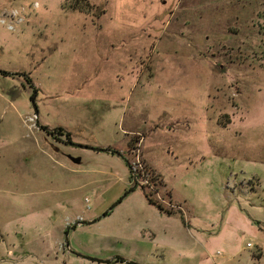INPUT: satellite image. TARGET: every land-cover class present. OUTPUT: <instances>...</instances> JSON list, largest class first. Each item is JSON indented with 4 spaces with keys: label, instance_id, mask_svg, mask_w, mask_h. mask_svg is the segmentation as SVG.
Returning <instances> with one entry per match:
<instances>
[{
    "label": "rangeland",
    "instance_id": "obj_1",
    "mask_svg": "<svg viewBox=\"0 0 264 264\" xmlns=\"http://www.w3.org/2000/svg\"><path fill=\"white\" fill-rule=\"evenodd\" d=\"M75 3L0 0V264H264V0Z\"/></svg>",
    "mask_w": 264,
    "mask_h": 264
},
{
    "label": "water",
    "instance_id": "obj_2",
    "mask_svg": "<svg viewBox=\"0 0 264 264\" xmlns=\"http://www.w3.org/2000/svg\"><path fill=\"white\" fill-rule=\"evenodd\" d=\"M32 108H33V112H34V115H36V110H35V107H34V105L32 104ZM69 146H71V147H74V148H80V149H90V148H87V147H85V146H81V145H78V144H74V143H71V142H68L67 143ZM92 150H94V151H102V149H100V148H96V149H94V148H92ZM128 193V191L126 192V193H124L121 197H119L118 198V200L116 201V202H114V203H112V205L110 206V207H108V209H107V212H109L115 205H117L121 200H122V198L123 197H125V195ZM101 217H102V215H101ZM92 223L94 222V221H91ZM84 222H81L80 221V223L79 224H83ZM86 223H90V222H86ZM87 260H89V261H93V262H100V263H104V264H107V263H109V260L108 261H100V260H97V259H94V258H90V257H85ZM124 264H136V263H134V262H131V261H122Z\"/></svg>",
    "mask_w": 264,
    "mask_h": 264
},
{
    "label": "trees",
    "instance_id": "obj_3",
    "mask_svg": "<svg viewBox=\"0 0 264 264\" xmlns=\"http://www.w3.org/2000/svg\"><path fill=\"white\" fill-rule=\"evenodd\" d=\"M84 2H85V0H76V5H73V9H75V10H79V11H82V9H84V11L88 8L86 5H84ZM86 6V7H85ZM144 194V197L146 198V200H147V202L149 203V204H151V205H154L159 211H161V212H164V213H166L167 215H170V214H173V213H171V212H168V211H164L163 210V208L159 205V204H157V203H155L150 197H149V195L147 194V193H143ZM104 215H107V213H104Z\"/></svg>",
    "mask_w": 264,
    "mask_h": 264
},
{
    "label": "built area",
    "instance_id": "obj_4",
    "mask_svg": "<svg viewBox=\"0 0 264 264\" xmlns=\"http://www.w3.org/2000/svg\"><path fill=\"white\" fill-rule=\"evenodd\" d=\"M134 166H135V165H134ZM133 170H134V172H133V173L135 174V173H136V172H135V171H136V169L134 168ZM246 246H247V247H251V245H250L249 243H247V244H246Z\"/></svg>",
    "mask_w": 264,
    "mask_h": 264
}]
</instances>
